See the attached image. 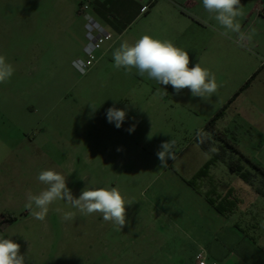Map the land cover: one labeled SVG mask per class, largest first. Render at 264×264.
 I'll return each mask as SVG.
<instances>
[{
  "label": "rangeland",
  "instance_id": "obj_1",
  "mask_svg": "<svg viewBox=\"0 0 264 264\" xmlns=\"http://www.w3.org/2000/svg\"><path fill=\"white\" fill-rule=\"evenodd\" d=\"M30 2L0 0V55L15 68L10 81L0 84V177L5 181L0 236L20 244L26 264H196V249L209 243L207 236H214L221 223L204 195L187 183L210 159L196 137L235 92L259 70L264 72V49L250 43L244 47L250 53L238 61L229 53L228 66L236 65L223 73L216 71L212 56L197 58L220 85L207 99L158 83L162 95L139 84L134 74L123 79L128 83H113L105 64L91 73L97 59L85 73L79 71L76 62L86 59L79 46L80 24H73L77 50L71 46L66 55L65 24H49L43 7ZM210 42L212 49L214 43L225 44ZM111 107L126 112L120 128L107 118ZM226 116L232 119L233 112ZM171 139L176 141L174 158L160 168L157 152ZM212 148L218 150V144ZM245 150L252 154L250 144ZM224 163L213 168L219 192L223 195L231 186L235 195L247 199L258 178L254 187L248 185ZM46 169L62 173L77 198L85 187H117L133 202L126 206L122 230L99 213L77 212L74 221H62L63 212L76 211L65 201L53 203L44 221L34 219L25 208L26 197L46 187L37 180ZM10 176L16 182L6 185ZM235 218L229 216L227 223Z\"/></svg>",
  "mask_w": 264,
  "mask_h": 264
},
{
  "label": "crops",
  "instance_id": "obj_2",
  "mask_svg": "<svg viewBox=\"0 0 264 264\" xmlns=\"http://www.w3.org/2000/svg\"><path fill=\"white\" fill-rule=\"evenodd\" d=\"M83 3L90 4L88 13L113 35V38L97 51L98 61L90 71L97 72L105 64L109 74L114 75L113 83H128L123 80L126 77L125 69L113 67V52L124 41L134 44L143 35L169 40L188 51L190 67L197 63V58L212 56L215 69L219 73L226 72L229 67L233 68L236 65L232 62L231 66H228L229 53L233 61L241 59L245 52L250 53L244 47L234 44L232 39L235 34H232V39L220 35L223 29L205 11L202 0H31V7H43L44 20L49 24L54 21L65 24L66 55H70L68 51L71 50V46L74 49L77 47L78 32L73 26L77 23L81 26L80 51L84 54L86 22L79 14V8ZM147 3H150V8L146 13H142L141 8ZM241 8L244 15L238 20L242 30L247 32L255 28L256 35L251 42L252 46L264 49V0H241ZM212 39L224 40L225 44L221 46L220 43H214L213 47L216 49H212L210 42ZM132 75L138 76L140 78L137 80L138 83L145 84L146 88L158 89L157 81L149 79L147 75H138L136 69H132V73L127 74V76ZM258 84H262V89ZM158 90L162 94V89ZM184 91L183 89L178 94H183ZM155 95L159 96L153 91V96ZM230 110L233 112V118L226 119L227 116H224L218 122L226 123L225 126L220 128L217 122V127L241 153L264 168V72L262 70H259L257 76L234 98L227 108L228 112ZM214 143L218 144L219 149L220 143ZM249 144L252 146L251 155L245 152ZM235 155L237 159L239 156ZM226 161L225 158L222 162L226 163ZM243 162L247 163L245 161L241 163ZM212 172L214 173L213 170ZM257 178V185L254 187V182L252 184L254 190L260 183V178L258 176ZM15 182L14 177L10 176L6 180V185H13ZM4 183V179L0 177V191ZM235 196L240 199V203L232 214L222 215L213 208L216 211V219L221 223L217 224L214 236H207L209 243L206 246H199L196 251L204 250L210 259L217 260L219 264H264V205L261 203L264 198L256 191L248 195L247 199L244 196ZM233 215L237 218L227 223L226 218ZM211 226L207 227L208 231Z\"/></svg>",
  "mask_w": 264,
  "mask_h": 264
},
{
  "label": "clouds",
  "instance_id": "obj_3",
  "mask_svg": "<svg viewBox=\"0 0 264 264\" xmlns=\"http://www.w3.org/2000/svg\"><path fill=\"white\" fill-rule=\"evenodd\" d=\"M203 7L223 31L220 35L232 39L238 47H247L256 35V29L242 30L238 18L244 15L241 0H202ZM113 67L125 69L131 74L136 73L153 79L162 85H171L175 92L188 89L193 97L207 99L218 91L220 85L215 74L204 68L198 62L190 65L188 51L176 46L169 40L156 39L150 35H143L134 44L127 41L113 52ZM15 72L14 66L4 55H0V84L10 81ZM93 107V106H92ZM95 108V107H93ZM126 117L123 109L111 107L107 110L109 122H115L120 128ZM133 125L128 129L134 131ZM176 141L163 142L157 152L160 168L167 165L169 159L174 158L172 149ZM215 150V149H213ZM37 180L46 187L38 194L27 193L25 208L32 217L44 221L50 206L56 201H65L76 211H67L62 214V221H74L77 212L82 216L99 213L105 222H110L117 231H121L126 224V206L133 202L125 199L117 187H85L79 197H74L67 186L66 177L54 170L46 169L39 172ZM57 212L61 209L57 208ZM20 244L11 238L0 236V264H26L25 255L20 252Z\"/></svg>",
  "mask_w": 264,
  "mask_h": 264
},
{
  "label": "trees",
  "instance_id": "obj_4",
  "mask_svg": "<svg viewBox=\"0 0 264 264\" xmlns=\"http://www.w3.org/2000/svg\"><path fill=\"white\" fill-rule=\"evenodd\" d=\"M256 73L246 82V84L226 103L206 124L204 130L197 134L196 141L201 145L202 149L210 155V159L195 173L192 180L187 183L198 193L203 194L206 201L220 214H232L240 199L235 196L234 188L229 187L225 194H221L218 189V181L212 170L217 166L219 161H224L225 157L237 154V159H230L224 163L226 167L239 176L244 182L253 184L254 179L258 176L259 185L255 191L264 198V168L253 163L246 155L241 153L239 149L231 143L227 136L219 130L217 122L226 114L228 106L233 102L234 98L243 91ZM214 142H219L218 151L212 149ZM242 161L247 162L250 169H245Z\"/></svg>",
  "mask_w": 264,
  "mask_h": 264
},
{
  "label": "built area",
  "instance_id": "obj_5",
  "mask_svg": "<svg viewBox=\"0 0 264 264\" xmlns=\"http://www.w3.org/2000/svg\"><path fill=\"white\" fill-rule=\"evenodd\" d=\"M150 8V3L144 4L141 8L142 13H146ZM90 9L89 3H83L79 8V14L85 18V37L86 44L84 46L85 60H78L76 66L82 73L89 70L97 59V51L103 46L104 43L113 38L111 32L102 27L95 19L88 13ZM196 264H219L217 260L210 259L204 250L196 251L195 255Z\"/></svg>",
  "mask_w": 264,
  "mask_h": 264
}]
</instances>
